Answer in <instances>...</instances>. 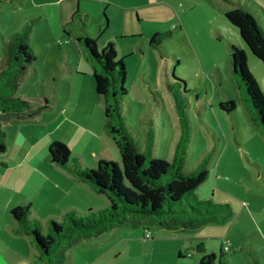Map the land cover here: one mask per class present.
I'll use <instances>...</instances> for the list:
<instances>
[{
	"label": "rangeland",
	"instance_id": "obj_1",
	"mask_svg": "<svg viewBox=\"0 0 264 264\" xmlns=\"http://www.w3.org/2000/svg\"><path fill=\"white\" fill-rule=\"evenodd\" d=\"M60 1L0 0V55L13 33L28 23L32 25L28 42L36 59L18 94L27 98L46 96L49 105L54 107L65 104L62 100L64 79L66 75L71 76L72 62L74 68L78 60V72L88 73H78L77 77L83 81L91 79L84 46L77 37H70L68 30L72 34H85L88 30L99 50L105 45L95 19L83 20L85 25L89 23L87 30L83 24L81 28L72 24V21H82L77 15L75 20H70L66 8H62L61 19ZM166 4L162 6L161 19L150 18L142 24L147 33L155 28L160 32L174 29L171 36L163 39L161 47L150 46L151 52L144 55L138 46L135 56L124 57L115 45L117 60L123 58L127 72L124 85L128 92L123 100V113L128 124L136 130L141 146L145 144L147 130L153 129L157 156L166 158L175 150L181 128L165 77L164 67L169 62V78L172 79L173 73L185 82L181 89L187 90L184 95L193 134L186 168L192 170L205 154L209 156V174L193 190V195L202 201L227 203L231 213L219 208L215 214L221 220L206 221L190 229L162 228L161 231L155 224L149 228V237L143 225L125 223L98 236L80 238L67 250L68 258L63 264H190L193 259L199 262L202 255L196 249L199 242L203 243L206 253H215V264H264V129L253 119L254 109L247 105L239 79L233 73L231 45L244 46L248 67L263 93L264 63L242 41L236 26L225 15L226 10L240 6L264 25V0H166ZM171 10L172 14H167ZM229 98L236 102L231 112L219 106L220 101ZM100 99L104 108L105 97ZM95 103L90 106L91 111H95L93 120L97 111H101L99 102ZM85 157L88 165L96 166L98 159L94 160L91 153ZM111 158L121 162L118 156ZM69 160L73 158L70 156ZM99 196L97 200L92 199L94 204L99 203L96 206L108 204L107 195ZM191 196L182 199L190 211L188 200ZM1 201L0 206L7 202L6 198ZM28 215L30 220L38 218ZM183 215L202 216L193 212ZM11 217L0 209L1 261L12 248ZM48 228L49 222L45 219L42 230L48 232ZM225 239L230 243L227 251L223 249ZM183 241L186 246L182 248L183 253L191 252L192 256L179 255L178 248Z\"/></svg>",
	"mask_w": 264,
	"mask_h": 264
},
{
	"label": "trees",
	"instance_id": "obj_2",
	"mask_svg": "<svg viewBox=\"0 0 264 264\" xmlns=\"http://www.w3.org/2000/svg\"><path fill=\"white\" fill-rule=\"evenodd\" d=\"M75 15L82 22L87 16H81L79 11ZM225 15L236 26L242 41L264 63V25L249 10L240 6L226 10ZM31 28L28 23L13 33L0 55V156L7 148L6 122L10 118L36 115L50 103L46 96L27 98L18 94L36 59L28 42ZM170 34L156 33L150 41L154 46L161 47L163 39ZM77 39L83 43L93 62L96 90L105 97L104 126L119 149L121 162L102 158L96 166H82L77 161L70 162L71 151L64 142L56 140L50 144L51 159L69 168L98 193L107 195L109 203L85 212L68 209L62 220H50L48 232L42 230L43 224L39 219L30 220L27 205L14 207L11 213L18 222L14 231L29 233L37 248L32 264H63L68 258L67 250L80 238L98 236L125 223L137 226L143 220L153 219L168 229H190L206 221L221 220L215 214L219 208L231 213L227 203L202 201L193 195V190L209 174V156L205 154L192 170L186 168L193 133L184 95L187 90L181 89L185 82L174 77L173 73L170 79V74L166 72L167 87L174 98L181 130L172 157L161 158L155 152L154 130H147L145 144L141 146L136 130L128 124L123 113V100L128 92L124 85L126 67L123 60H117L114 41H109L99 50L96 39L87 32ZM230 60L245 101L254 109L253 119L264 129V93L248 67L247 51L242 44L231 45ZM219 106L231 112L236 108V102L229 98L220 101ZM190 194L188 206L192 211L182 202L183 197ZM192 212L202 216L183 215ZM196 249L202 252L199 264H215V253H206L202 242L196 245ZM221 254H224L223 249ZM179 255L191 256L192 253L180 252Z\"/></svg>",
	"mask_w": 264,
	"mask_h": 264
},
{
	"label": "crops",
	"instance_id": "obj_3",
	"mask_svg": "<svg viewBox=\"0 0 264 264\" xmlns=\"http://www.w3.org/2000/svg\"><path fill=\"white\" fill-rule=\"evenodd\" d=\"M165 5L167 6L166 0H61L59 8L61 19L62 8H66L70 20L77 18L75 16L77 11L83 17L86 14L87 21L95 19L98 34L100 37L104 36L105 45L109 41L115 40L114 44H117L120 53L127 57L132 54L135 56L138 46L141 47L144 55L151 52L150 46L157 48L150 40L156 33L164 32L155 28L147 33L142 24L150 18L161 19L164 14L162 6ZM167 14H172V10ZM80 24L85 25L86 23L84 21L73 25L81 28ZM182 24L184 25V23ZM88 25H85V29ZM180 28H183L181 24ZM173 30L167 31L171 33L170 36L174 33ZM68 32L70 37L78 38L84 35L72 34L71 30ZM87 33L90 34L88 30ZM194 37L199 38L198 36ZM83 48L87 54L86 63L91 69L89 72L91 79L83 81L82 78L77 77L78 73L86 75L88 73L78 72L80 69L78 60H76L74 68L72 62L70 64L71 76L66 75L64 79L65 95L62 100L65 104L63 106L48 105L36 115L10 118L6 122L7 148L0 156V202H2L1 198H6L7 202L1 204L0 209L6 215L13 217L11 222L13 232L11 233L12 248L9 249L7 255H4L5 260H0V264H31L36 258L37 248L33 237L29 233L14 231V227L18 225L11 213L14 207L27 205L28 213L40 218L44 227L45 219L48 222L51 219L62 220L68 209L82 211L87 207L96 209L106 205L96 206L99 203L94 204L92 199H99V195L102 193L95 191L88 182L79 179L69 168L54 162L49 153L50 144L58 140L69 147L73 158L71 163L77 161L82 166H93L87 164L85 159L87 153H91L92 158L98 159V162L102 158L113 159L111 158L113 156H118L121 159L119 149L105 129L103 113L105 99L103 108V101L100 99L103 95L97 92L93 77V62L85 47ZM170 66L171 64L167 62L164 67L168 73L171 69ZM165 77H167L166 74ZM67 89L68 91H66ZM85 100L89 102L86 104ZM95 102H99L101 111L100 109L99 112L97 111V117L93 120L95 111H91L90 106L96 104ZM173 153L174 151H171L166 158H171ZM102 199L104 200V196ZM40 215L43 216L40 217ZM155 224L160 226L159 230L166 228L153 219L143 220L140 225L153 228ZM6 231L10 234L8 230ZM184 245L183 241L178 248L179 253H183L182 248L186 247ZM197 263H199L197 259L190 262V264ZM227 264L234 263L227 262Z\"/></svg>",
	"mask_w": 264,
	"mask_h": 264
},
{
	"label": "built area",
	"instance_id": "obj_4",
	"mask_svg": "<svg viewBox=\"0 0 264 264\" xmlns=\"http://www.w3.org/2000/svg\"><path fill=\"white\" fill-rule=\"evenodd\" d=\"M145 235L147 237L151 236V232H150V230L148 228H146ZM229 245H230L229 241L227 239H225L224 242H223V248H224V250H226V251L229 250L230 249V246Z\"/></svg>",
	"mask_w": 264,
	"mask_h": 264
}]
</instances>
